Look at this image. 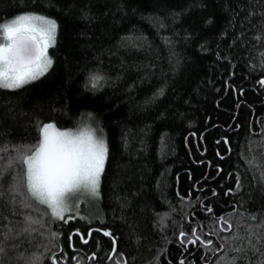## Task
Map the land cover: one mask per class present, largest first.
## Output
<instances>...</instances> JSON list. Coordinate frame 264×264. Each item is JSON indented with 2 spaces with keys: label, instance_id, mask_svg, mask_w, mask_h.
I'll list each match as a JSON object with an SVG mask.
<instances>
[{
  "label": "trees",
  "instance_id": "obj_1",
  "mask_svg": "<svg viewBox=\"0 0 264 264\" xmlns=\"http://www.w3.org/2000/svg\"><path fill=\"white\" fill-rule=\"evenodd\" d=\"M238 3L239 0L0 2V21L25 8H35L54 16L59 22L57 44L49 49L55 58L54 66L42 77L22 85L18 90L0 88V157L7 160L12 151L5 141L38 139L37 118L42 121L53 120L57 127L74 128L77 123L72 117H79L82 123L89 122V110L97 114L109 142L110 156L106 164L107 171L102 177V198L97 204V215L91 220L77 218L62 228L53 225L63 232L65 250L70 255L75 253L67 248V233L72 228L79 227L87 235V228L94 227L90 243L79 241L78 234H74L73 242L77 244V248H83L81 255L85 258V264H108L106 254L110 249V238L100 233L98 228L110 227L121 234L118 251L126 252L129 264H144L159 247L164 246V236H171L174 230H178L173 220L179 221L183 212L189 210L188 205H180L176 197L177 187L184 195H189V189L194 184H198L199 188L192 189L190 199L197 200L202 196L206 202L213 203L217 216L224 213L225 219L231 220L235 227L240 213L231 216L228 213L232 206L239 207L238 202L251 193L245 192L243 196L224 195V189L234 183V176L227 180L225 177H228L233 167L244 172L246 165L244 157L238 156L239 152L244 156L255 155L258 163H264V138L260 135L251 138L246 135V120L264 115V107H261L264 95L256 87L247 88V85L258 79L259 74L253 73L250 77L244 75L248 71L247 60L256 61L260 53L243 57L241 53L248 51L247 48H232L229 44L234 35L227 38L218 35L220 31L233 33V28L226 25L233 9L240 11L241 16L244 15L243 10L238 8ZM49 4L52 5L51 9L47 7ZM118 4H125L126 7L117 8ZM83 8L94 12H100L103 8L110 9L106 19L108 31L104 36H100L102 24L89 23L80 15ZM170 9L185 11L179 20L173 22L167 17ZM209 16L213 17V21L204 24L203 21ZM159 17L166 18V28L163 30L156 26ZM113 18L118 23L112 24ZM234 23L239 26L238 21ZM132 29L146 34L150 44L145 43L142 48L120 47L118 41L121 35ZM162 31L169 34L181 57L180 67L175 74L169 61L170 46L162 38ZM185 31L195 33L191 40L185 39ZM82 33L92 34V38L88 39ZM202 41L207 50L196 47ZM218 47L222 49V53L229 50L232 52L228 62L216 56ZM233 60L236 63H232ZM91 64H101L108 75L115 78L96 92L83 87L84 69ZM230 71L234 75H229ZM226 77L233 84L245 86V93H234L226 89L223 83ZM165 81L169 84L166 95L158 98L154 104L146 103V97ZM129 84L133 87L129 88ZM8 100L12 103H6ZM187 100L191 102L185 103ZM9 108L13 110L10 112ZM59 109H67V114ZM81 110H84L83 114ZM161 111L166 113L164 118L160 117ZM233 116H238L236 122L244 127L236 129ZM205 117H210V120ZM146 124L150 125V131L145 135V147L141 149V129ZM261 124L264 125V121ZM125 129L128 130L131 141L127 149L121 139ZM161 134L165 136L163 142ZM200 134H203V138ZM224 136L230 137L233 151L221 158L216 155V150L219 148L227 153V146L218 143ZM185 137H188L187 143ZM217 163L223 165L222 172L215 170ZM205 173H209L210 177L205 176ZM253 176L257 178L258 184H264V181H259V170H249L244 181L246 187ZM158 178H161L159 186ZM221 180H225V183L220 184ZM4 182L7 183V177ZM205 184L209 187L218 186L219 193L214 202L208 198L207 191L203 190ZM253 188L256 197L247 200L244 208L247 212L256 213L259 218L260 212L264 210V198L259 197L258 187L253 185ZM164 195L176 207L171 218L166 217L168 206L162 202ZM117 196L126 198L129 204L126 209L122 210L120 201L115 198ZM234 201L237 202L235 205ZM192 209L195 210L196 217L191 222L184 221L186 231H190L191 223L197 221L205 227L219 230L218 224L209 225L211 214L204 213L196 205H192ZM154 212L159 215L154 216ZM10 215L8 205L0 200V224L8 222L5 217ZM99 217H106V220ZM125 217L130 218L132 227H136L138 234L145 237L139 244L132 238V229ZM20 219L16 214L11 223L15 224ZM154 219L162 228L167 222L168 226L163 232L153 227ZM243 219L248 223L259 222V219L252 221L247 216ZM243 227L241 225L242 229ZM226 234L231 235V230L229 233L219 232L220 236ZM97 238L101 247L96 261L91 262L87 260L86 254L97 250ZM207 238H212L216 246H219L218 239L211 236ZM149 244L153 246L151 250ZM167 244L168 252L174 257L178 256V246L174 241L169 239ZM189 251V259L198 260L201 253L196 247L192 246ZM133 255L135 261L131 259ZM44 264H50V261L45 260ZM68 264L73 262L69 260Z\"/></svg>",
  "mask_w": 264,
  "mask_h": 264
},
{
  "label": "snow or ice",
  "instance_id": "obj_2",
  "mask_svg": "<svg viewBox=\"0 0 264 264\" xmlns=\"http://www.w3.org/2000/svg\"><path fill=\"white\" fill-rule=\"evenodd\" d=\"M56 6L59 7V5ZM237 6L243 10L244 15L241 16L240 11L232 10L226 27L233 28V33L220 31L218 35L224 38L234 35V39L229 41V44L232 48H247L248 51L241 53L243 57H249L256 52L260 53L256 61L247 60L248 71L244 75L250 77L253 73H258V79L253 84L247 85V88L256 87L257 91L264 95V0H246V2L239 0ZM41 7L45 6L41 5ZM47 7L51 9L52 5L49 4ZM124 7H126L125 4L117 5V8ZM109 11L108 8H103L100 12L83 8L80 15L89 23L102 24L103 30L100 36H104L108 31L106 19ZM184 11V9H170L167 17L174 22L181 18ZM165 19V17H159L156 22L158 29L166 28ZM211 21L213 17L209 16L203 23L208 24ZM236 21H238V27L234 23ZM111 23L116 24L118 21L113 18ZM58 28L59 22L54 16L35 8H25L12 17L0 21V88L19 89L22 85L42 77L54 66L55 58L50 54L49 49L57 44ZM81 35L87 36L88 39L92 38V34L82 33ZM194 35L195 33L189 31L184 33L186 40H191ZM162 38L170 46L169 61L175 74L180 67L181 57L166 31H162ZM253 41L255 43H252ZM145 43L150 44L146 34L137 32L135 29L123 33L118 41L122 48H142ZM196 47L207 50L203 41ZM216 56L228 62L232 52L229 50L222 53V49L218 47ZM232 63L236 61L233 60ZM228 74L234 75L231 71ZM147 77L146 72L145 78ZM113 79L115 78L109 76L101 64H91L84 69L83 87L96 92ZM223 83L226 89L234 93L243 94L246 91L245 86L233 84L227 77ZM128 87L132 88L133 85L129 84ZM168 87L169 84L165 81L162 86L155 88L149 97H146L145 102L154 104L158 98L166 95ZM190 102V100L185 101V103ZM6 103L12 102L8 100ZM217 103H219V97H217ZM261 107H264V104ZM12 110L9 108L10 112ZM57 110L54 109V111ZM59 110L67 114V109ZM83 111L81 110V114ZM165 116L166 113L161 111L160 117ZM87 117L89 118L87 123H82L79 117H72L77 123V127L74 128L57 127L53 120L42 121L37 118L38 139L36 141H5L12 151L9 152L7 160L0 157V200L8 205L11 215L5 217L8 222L0 224V264H44L45 260H49L50 264H68L69 260L73 264H85V258L81 255L83 248H77L73 237L74 234H78L79 241L88 244L91 242L94 227L87 228V235L79 227H74L67 233V248L75 253L70 255L69 251L65 250L63 232L53 225H59L62 228L63 225L77 218L89 220L90 217L81 211L82 202L98 204L102 198V177L107 171L106 164L110 156L109 142L97 114L89 110ZM205 119L210 120V117ZM232 119L236 129L244 127L236 122L238 116H233ZM261 121H264V115L247 119L246 135L250 138L255 135L264 138V125ZM149 131L148 124L141 129L139 145L141 149L145 147L144 137ZM200 135L203 138V134ZM121 139L124 148L127 149L131 142L127 129L124 130ZM160 139L162 142L165 141V136L161 134ZM187 142L188 137H185V143ZM249 142L251 143V140ZM218 143L227 146V153L218 148L217 156L225 158L233 151L229 136L220 138ZM238 156L244 157L245 170L242 173L237 168H232L225 179L234 176V183L233 186L224 189V195L243 196L245 192L251 195L240 200L239 207H231L228 215L240 213L235 227L231 220L225 219L224 213L217 216L213 203L206 202L202 196L197 200L190 199L192 189L199 188L198 184L192 185L189 195H184L177 187L176 197L180 205H188L189 210L183 212L179 221L173 220L178 230H174L171 236L165 235L164 246L159 247L158 251L144 264H264V210L260 212L258 218L256 213L247 212L244 208L247 200L256 197L253 185L259 188V197L264 198V184H258L255 176L247 187L244 183L249 170L253 172L259 170V181H264V163H258L255 155L244 156L242 152H239ZM215 170L222 172L223 165L217 163ZM205 176L210 177V174L205 173ZM5 177H7L6 184ZM160 179L158 178V186ZM224 183L225 180L220 181V184ZM203 190L207 191L210 200L213 202L216 200L219 193L218 186L209 187L205 184ZM115 198L120 201L122 210L129 206L126 198L120 196ZM162 202L168 206L166 217L171 218L176 212L175 205L166 195L162 196ZM236 203L234 201V205ZM192 205L200 207L204 213L211 214L212 220L208 223L209 225L218 224L219 230L205 227L203 223L197 221L191 223L190 231H186L184 221L191 222L196 217ZM16 214L21 219L13 224L11 219ZM153 214L159 215L155 212ZM245 216L250 217L252 221L259 219V222L248 223L243 219ZM99 218L106 220V217ZM124 219L132 229V238L139 244L145 237L138 234L136 227H132L130 218ZM152 224L161 232L168 226L165 222L163 228L159 227L155 219ZM241 225L244 226L243 229ZM230 230L231 235H219L220 231L229 233ZM98 231L110 238V249L106 254L108 264H129L126 252L118 251L121 234L114 232L110 227H99ZM208 236L218 239L219 246H216L212 238H207ZM169 239L178 246V256L174 257L168 252L167 240ZM192 246L201 253L198 260L189 259L191 256L189 250ZM100 247L101 244L97 238V250L86 254L88 261H96ZM148 247L151 250L153 246L149 244ZM257 253H259L258 256ZM131 259L135 261V255Z\"/></svg>",
  "mask_w": 264,
  "mask_h": 264
},
{
  "label": "rangeland",
  "instance_id": "obj_3",
  "mask_svg": "<svg viewBox=\"0 0 264 264\" xmlns=\"http://www.w3.org/2000/svg\"><path fill=\"white\" fill-rule=\"evenodd\" d=\"M84 123H87V122H84ZM81 211L84 212L86 216H89L90 217L89 220H91L98 213L97 203H83L82 202Z\"/></svg>",
  "mask_w": 264,
  "mask_h": 264
},
{
  "label": "bare ground",
  "instance_id": "obj_4",
  "mask_svg": "<svg viewBox=\"0 0 264 264\" xmlns=\"http://www.w3.org/2000/svg\"><path fill=\"white\" fill-rule=\"evenodd\" d=\"M18 90V89H17Z\"/></svg>",
  "mask_w": 264,
  "mask_h": 264
}]
</instances>
